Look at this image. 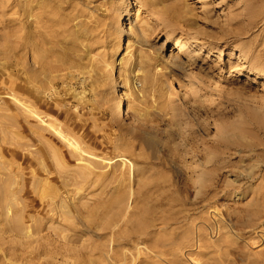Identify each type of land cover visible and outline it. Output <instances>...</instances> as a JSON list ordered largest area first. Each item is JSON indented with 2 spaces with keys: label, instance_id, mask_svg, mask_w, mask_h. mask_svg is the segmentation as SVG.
I'll return each instance as SVG.
<instances>
[{
  "label": "rangeland",
  "instance_id": "1",
  "mask_svg": "<svg viewBox=\"0 0 264 264\" xmlns=\"http://www.w3.org/2000/svg\"><path fill=\"white\" fill-rule=\"evenodd\" d=\"M184 1L179 22L149 0H55L39 34L0 22V187L39 220L0 214V264H98L120 213L160 243L126 246L144 264H264V0Z\"/></svg>",
  "mask_w": 264,
  "mask_h": 264
},
{
  "label": "bare ground",
  "instance_id": "2",
  "mask_svg": "<svg viewBox=\"0 0 264 264\" xmlns=\"http://www.w3.org/2000/svg\"><path fill=\"white\" fill-rule=\"evenodd\" d=\"M53 1L55 0H0V22L3 23V26L8 30H17L24 29L25 26L32 34H39L40 29L45 33L49 28L50 30L55 26H61L62 21L60 18L59 10H62L59 4H55ZM155 1L154 4H149L147 6V10L149 13L153 15H157L160 13H169L170 15L173 13L175 16L173 19L176 22L182 21L185 19L183 13L187 12V4L184 0H149ZM200 3V0L197 1ZM7 9H15L14 11L19 12L17 17H8L6 16ZM65 10V8L63 9ZM16 13V12H15ZM23 17V18H21ZM18 22V23H17ZM159 23V22H157ZM28 38V34L25 36ZM198 45H204L205 42L203 40H199L197 42ZM182 43L176 44V49L178 48V52L182 51ZM37 47V46H36ZM180 47V49H179ZM35 48V46H34ZM186 53L190 52L192 48H187ZM211 53L213 52L212 49ZM215 53V52H214ZM263 77L261 74H256L255 79H260ZM259 102L264 104V90L260 94ZM32 113V112H31ZM43 122V121H42ZM47 127L60 138L64 142L68 143L73 150L78 151L80 149L77 143H73L64 132L59 130L54 124L47 122ZM84 132V129L81 128ZM81 150V149H80ZM56 155V154H55ZM122 162H126L121 159ZM125 165V164H124ZM62 170L57 169L56 173L60 174ZM180 172V171H178ZM177 171L174 173L177 174ZM182 186L175 185L174 193L177 195H181L185 193L186 195L190 192L188 188V182H184ZM12 184H6L0 187V214L5 217L6 221H9L10 215L14 213L15 219L13 223H10L12 228H15L19 231H25L26 234H30V231L37 228L38 219H34V216L29 212V205L26 200H22L19 203L17 194L23 193L25 190V186H21L18 188V191L15 192V187L11 186ZM41 184H38L34 187L39 194L37 193V201L40 205L41 210L44 209L49 212H56L58 215V206L54 203H49L48 200H52L50 198V192L45 190H40ZM205 188H216L217 185L214 183L203 185ZM144 188V187H142ZM216 193L212 194L210 198L214 197ZM173 196V195H172ZM208 195L203 193V195L195 197V203L201 204L207 201ZM33 200V199H32ZM35 200V199H34ZM127 214L120 213V216L117 220L118 228H113L110 230L109 242L112 244V247L109 248H100L98 252L104 256V260H101L98 264H144V261H138L139 257L142 255L141 248H134L136 251V255H134L131 251H129L126 246L131 245L136 241L137 246L141 245L145 251H153L157 249L159 246V241L150 239L147 221L138 220L136 223L131 224L127 227ZM33 217V218H32ZM60 217V215H58ZM32 219V223L29 224V220ZM215 220V217H213ZM41 224V223H39ZM217 225V222L215 223ZM121 225H126V228ZM92 251V250H91ZM193 264H198V260H193ZM145 264H149L146 263Z\"/></svg>",
  "mask_w": 264,
  "mask_h": 264
}]
</instances>
